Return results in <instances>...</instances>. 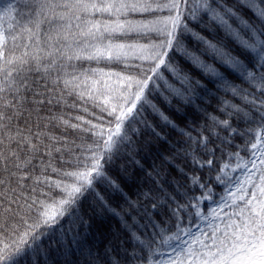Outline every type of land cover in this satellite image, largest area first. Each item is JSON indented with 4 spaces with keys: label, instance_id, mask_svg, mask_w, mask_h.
<instances>
[{
    "label": "snow or ice",
    "instance_id": "obj_1",
    "mask_svg": "<svg viewBox=\"0 0 264 264\" xmlns=\"http://www.w3.org/2000/svg\"><path fill=\"white\" fill-rule=\"evenodd\" d=\"M5 20L0 264H264V0Z\"/></svg>",
    "mask_w": 264,
    "mask_h": 264
},
{
    "label": "rangeland",
    "instance_id": "obj_2",
    "mask_svg": "<svg viewBox=\"0 0 264 264\" xmlns=\"http://www.w3.org/2000/svg\"><path fill=\"white\" fill-rule=\"evenodd\" d=\"M207 205H208V202H205L204 204L201 205V212L202 214H206V211H207ZM214 206V205H213ZM197 223H199V221H197ZM201 227L204 226V225H200ZM193 230L196 231L198 230L196 228V226H193Z\"/></svg>",
    "mask_w": 264,
    "mask_h": 264
},
{
    "label": "trees",
    "instance_id": "obj_3",
    "mask_svg": "<svg viewBox=\"0 0 264 264\" xmlns=\"http://www.w3.org/2000/svg\"><path fill=\"white\" fill-rule=\"evenodd\" d=\"M17 3V0H0V5H3V4H6V3ZM0 23H3L4 26H7V23L8 21H3V22H0Z\"/></svg>",
    "mask_w": 264,
    "mask_h": 264
}]
</instances>
